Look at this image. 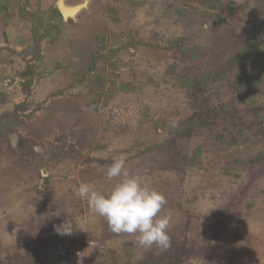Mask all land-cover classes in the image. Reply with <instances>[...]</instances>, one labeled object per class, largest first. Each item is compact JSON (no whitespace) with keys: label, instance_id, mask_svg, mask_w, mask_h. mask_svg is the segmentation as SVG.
Instances as JSON below:
<instances>
[{"label":"rangeland","instance_id":"obj_1","mask_svg":"<svg viewBox=\"0 0 264 264\" xmlns=\"http://www.w3.org/2000/svg\"><path fill=\"white\" fill-rule=\"evenodd\" d=\"M58 2L0 0V264H264V0ZM120 155L167 250L76 195Z\"/></svg>","mask_w":264,"mask_h":264},{"label":"clouds","instance_id":"obj_2","mask_svg":"<svg viewBox=\"0 0 264 264\" xmlns=\"http://www.w3.org/2000/svg\"><path fill=\"white\" fill-rule=\"evenodd\" d=\"M126 161L127 157L120 155L108 167L106 178L115 181L110 190L101 192L92 184L82 182L75 190L76 195L87 201L91 213L106 219L111 232L135 236V242L142 248L156 245L167 250L171 245L168 229L172 217L171 213L159 215L167 200L138 174L131 173ZM212 209L209 207L205 215ZM54 230L58 235H72L73 222L66 220L54 225Z\"/></svg>","mask_w":264,"mask_h":264},{"label":"bare ground","instance_id":"obj_3","mask_svg":"<svg viewBox=\"0 0 264 264\" xmlns=\"http://www.w3.org/2000/svg\"><path fill=\"white\" fill-rule=\"evenodd\" d=\"M88 1L90 0H87L85 4L86 3L88 4ZM60 7L65 18H69V17L76 18V15L82 10L83 4L80 3V5L79 4L66 5V0H60Z\"/></svg>","mask_w":264,"mask_h":264},{"label":"water","instance_id":"obj_4","mask_svg":"<svg viewBox=\"0 0 264 264\" xmlns=\"http://www.w3.org/2000/svg\"><path fill=\"white\" fill-rule=\"evenodd\" d=\"M86 1H87V0H83L82 2H84V3L80 2L81 4H83L82 9L86 8V7L88 6L89 2H90V1H88V4H87V3L85 4ZM79 5H80V4H79ZM85 6H86V7H85ZM58 8H59L60 12L62 13V15H63V17H64V14H63V12H62V10H61V7H60V0H59V2H58Z\"/></svg>","mask_w":264,"mask_h":264}]
</instances>
